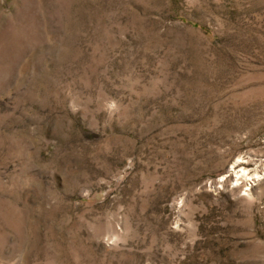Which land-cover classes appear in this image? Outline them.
<instances>
[{
  "label": "rangeland",
  "instance_id": "1",
  "mask_svg": "<svg viewBox=\"0 0 264 264\" xmlns=\"http://www.w3.org/2000/svg\"><path fill=\"white\" fill-rule=\"evenodd\" d=\"M0 264H264V0H0Z\"/></svg>",
  "mask_w": 264,
  "mask_h": 264
}]
</instances>
